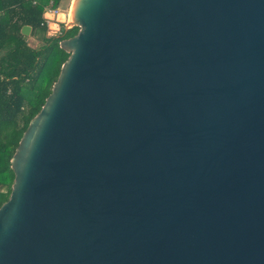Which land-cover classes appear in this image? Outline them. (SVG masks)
<instances>
[{"label": "water", "instance_id": "95a60500", "mask_svg": "<svg viewBox=\"0 0 264 264\" xmlns=\"http://www.w3.org/2000/svg\"><path fill=\"white\" fill-rule=\"evenodd\" d=\"M69 17L11 159L0 264H264V0H74Z\"/></svg>", "mask_w": 264, "mask_h": 264}, {"label": "trees", "instance_id": "16d2710c", "mask_svg": "<svg viewBox=\"0 0 264 264\" xmlns=\"http://www.w3.org/2000/svg\"><path fill=\"white\" fill-rule=\"evenodd\" d=\"M63 0H0V207L11 194L15 173L11 159L30 121L40 112L51 94L63 63L70 53L60 41L76 35L78 26L48 36L44 14ZM32 27L31 36L39 42L29 44L22 33Z\"/></svg>", "mask_w": 264, "mask_h": 264}, {"label": "rangeland", "instance_id": "374dc122", "mask_svg": "<svg viewBox=\"0 0 264 264\" xmlns=\"http://www.w3.org/2000/svg\"><path fill=\"white\" fill-rule=\"evenodd\" d=\"M73 1L74 0H63L62 1L61 5L58 7L60 13H59L58 17L56 15L55 21L58 20V22H60L62 24H66L67 22H69V18H70L69 13L71 11ZM29 42H30V45L33 47H37L39 44V42L35 39L34 40L30 39ZM0 194H1V192H0Z\"/></svg>", "mask_w": 264, "mask_h": 264}, {"label": "built area", "instance_id": "2783aa9c", "mask_svg": "<svg viewBox=\"0 0 264 264\" xmlns=\"http://www.w3.org/2000/svg\"><path fill=\"white\" fill-rule=\"evenodd\" d=\"M58 7H59V6H58ZM58 7L55 8V9H54V8H51V7H47L46 12H47V11H53V12H55L56 15H58V14L60 13ZM5 14H6V11H4V10H0V18L4 17ZM46 24H47V25L50 24V20H49V19H46Z\"/></svg>", "mask_w": 264, "mask_h": 264}, {"label": "crops", "instance_id": "0c3cea01", "mask_svg": "<svg viewBox=\"0 0 264 264\" xmlns=\"http://www.w3.org/2000/svg\"><path fill=\"white\" fill-rule=\"evenodd\" d=\"M27 38H28V41H30V39L34 40L31 35L30 36H27ZM29 44H30V42H29Z\"/></svg>", "mask_w": 264, "mask_h": 264}]
</instances>
